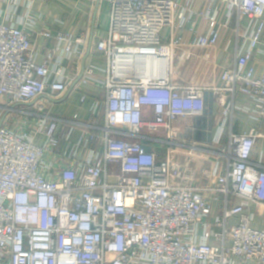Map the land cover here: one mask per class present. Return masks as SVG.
I'll return each instance as SVG.
<instances>
[{
	"label": "built area",
	"instance_id": "built-area-1",
	"mask_svg": "<svg viewBox=\"0 0 264 264\" xmlns=\"http://www.w3.org/2000/svg\"><path fill=\"white\" fill-rule=\"evenodd\" d=\"M101 1L102 65L91 61L74 83L69 69L86 35L41 32L56 45L39 63L35 0H0V107L16 114L0 120V264H264V229L248 211L264 208V166L251 159L264 133L233 132L238 110L264 122V76L251 63L264 52V0H222L231 8L219 16L180 13L178 0ZM192 14L208 23L196 46L205 61L220 27L234 24L236 59L214 89L216 150L181 144L174 129L206 110V87L174 81L196 54L183 43L184 31L198 32ZM90 84L105 91L90 109L95 123L56 117L43 101L73 90L85 103ZM238 95L251 104L238 106ZM198 151L215 154L210 168H195Z\"/></svg>",
	"mask_w": 264,
	"mask_h": 264
},
{
	"label": "crops",
	"instance_id": "crops-1",
	"mask_svg": "<svg viewBox=\"0 0 264 264\" xmlns=\"http://www.w3.org/2000/svg\"><path fill=\"white\" fill-rule=\"evenodd\" d=\"M180 3L179 12H184L187 8H191L194 12L203 13L211 12L212 14L223 15L230 10V5L222 0H178ZM33 14L41 18L37 19L33 28L30 27V35L34 47L38 53L39 63L48 60L47 56L52 52L56 45L54 39L41 36V32H74L77 35L84 34L87 37V47L85 52L77 56L74 64L69 69L74 83L79 80L82 71L91 61L95 64H101L98 52L96 51L97 42L106 36V27L108 23V5L101 0H35ZM0 8H4V4L0 2ZM192 19L197 22L198 32L193 33L190 30L184 31V46L196 52L193 58L185 62L174 78V81L185 82L189 85H201L208 90L205 92L206 110L202 116H186L179 118L174 129L177 134V140L182 143L195 144L199 148L213 149L214 137L216 136L221 119V104L218 102V92L216 88L224 86L221 78L225 68L234 65L236 59V38L234 33V24L230 27H220L219 39L216 44L209 46V60L205 61L201 55L205 52L197 50L196 46L199 36L208 29L207 21L201 16L193 15ZM264 19V17H263ZM243 25L248 24V19H243ZM164 31V36L166 34ZM264 33V23H263ZM261 50H264V34L261 38ZM178 52L176 53V55ZM252 65L255 67V77L264 76V52H258L252 59ZM78 67V69H76ZM84 91L89 94L87 102L81 103V93L69 90L68 93L46 97L45 101L49 111L56 117L72 119L75 114L79 115L78 121H87L95 123V118L91 113L92 104L97 100L105 99V91L101 86L90 84L84 86ZM237 105L245 107L251 104V101L245 96L238 95ZM149 108H144L145 117H149ZM97 120L96 122H100ZM233 132L236 134H247V132L256 131L264 133V122L248 116V114L237 111L233 120ZM83 127L77 130L82 131ZM227 136L225 137V141ZM162 152L159 146H151V148ZM67 148L66 143H62L58 151L63 152ZM150 149V147H148ZM216 156L214 153L198 151L195 159V168L197 170L208 169L213 164ZM251 159L256 163L264 166V135L258 136ZM237 203H240L237 200ZM221 203L214 205L213 212L209 216L210 222L214 221L220 213ZM250 213L255 214L252 227L255 229H264V208L251 205L248 209ZM238 218L231 220L232 224H236ZM254 264V263H249Z\"/></svg>",
	"mask_w": 264,
	"mask_h": 264
},
{
	"label": "rangeland",
	"instance_id": "rangeland-1",
	"mask_svg": "<svg viewBox=\"0 0 264 264\" xmlns=\"http://www.w3.org/2000/svg\"><path fill=\"white\" fill-rule=\"evenodd\" d=\"M16 114L12 113L10 110H7V108H1L0 107V120L3 117H15Z\"/></svg>",
	"mask_w": 264,
	"mask_h": 264
}]
</instances>
